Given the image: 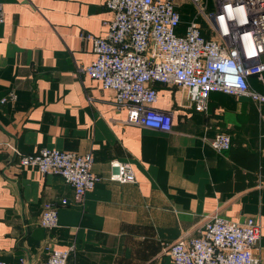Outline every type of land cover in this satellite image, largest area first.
Masks as SVG:
<instances>
[{
    "label": "crops",
    "instance_id": "1",
    "mask_svg": "<svg viewBox=\"0 0 264 264\" xmlns=\"http://www.w3.org/2000/svg\"><path fill=\"white\" fill-rule=\"evenodd\" d=\"M104 1L0 0V100L17 94L0 103V259L34 264L51 244L72 249L70 264H173L169 247L217 213L260 223L254 254L264 264V104L212 92L208 109L197 111L186 90L159 85L156 108L174 112L173 130L127 123L115 92L79 72L95 59L81 34H104L112 17ZM175 2L184 34L196 7ZM250 83L264 93V74ZM218 133L232 137L230 149L214 150ZM45 147L93 155L105 179L84 204L63 177L19 165L20 154ZM112 160L130 162L136 181L108 180ZM46 203L59 206L54 229L38 224Z\"/></svg>",
    "mask_w": 264,
    "mask_h": 264
},
{
    "label": "built area",
    "instance_id": "2",
    "mask_svg": "<svg viewBox=\"0 0 264 264\" xmlns=\"http://www.w3.org/2000/svg\"><path fill=\"white\" fill-rule=\"evenodd\" d=\"M217 35L206 38L201 25L189 22L184 34H178L181 16L175 0H105L112 13L104 22V34L84 32L83 40L92 43L95 59L79 67L115 92L116 103L128 110L127 123L171 132L173 111L156 108L158 83L187 91L197 111L208 109L212 92L245 96L264 104V93L251 87L250 77L263 80L264 74V0H215L216 10L207 11L203 0H191ZM5 22L0 2V25ZM11 91L0 100L16 101ZM217 152L231 148L227 133L210 140ZM19 153V152H18ZM19 165L37 169L42 175L63 177L74 189L75 201L84 204L88 192L105 177L94 172L90 153L43 148L38 153L19 155ZM107 179L135 182L130 162L112 160ZM67 198L61 200L68 204ZM38 224L45 229L59 226L56 203H46ZM261 240V225L254 217L235 222L215 213L190 239L173 243L168 252L173 264H259L254 249ZM47 257L34 264H70L72 249L44 247ZM0 264H30L25 257L17 263L0 259Z\"/></svg>",
    "mask_w": 264,
    "mask_h": 264
},
{
    "label": "rangeland",
    "instance_id": "3",
    "mask_svg": "<svg viewBox=\"0 0 264 264\" xmlns=\"http://www.w3.org/2000/svg\"><path fill=\"white\" fill-rule=\"evenodd\" d=\"M177 1H179L180 2V0H177ZM203 2H204V4L206 5V8H207V11H208V2L206 1V0H203ZM212 2H213V0H212ZM214 2H215V0H214ZM193 6H195L196 7V15H195V18L194 19H192L191 21H193V20H196L197 21V19H198V21H199V23H200V25H201V27H202V29H203V34L204 35H206V36H210V37H213V36H216L217 35V33L214 31H212V29H210V24H209V22L206 20V18L204 17V15H203V13H201V12H199V9L197 8V6L191 1V0H188V4H186V8L188 9V11H189V9L191 8V7H193ZM187 11V12H188ZM202 17H203V19H202ZM190 21V22H191ZM178 33V32H177ZM179 34V33H178Z\"/></svg>",
    "mask_w": 264,
    "mask_h": 264
},
{
    "label": "trees",
    "instance_id": "4",
    "mask_svg": "<svg viewBox=\"0 0 264 264\" xmlns=\"http://www.w3.org/2000/svg\"><path fill=\"white\" fill-rule=\"evenodd\" d=\"M176 8H177V7H176ZM177 10H178L179 13H180V10H179L178 8H177ZM180 16H181V22H182V18H183V17H182V14H181V13H180ZM188 24H189V23H188ZM188 24H187V25H188ZM180 25H181V23H180ZM180 25H179V26H180ZM187 25H186V28H187ZM178 28H179V27H178ZM201 29H202V27H201ZM177 32H178V29H177ZM185 32H186V30H185ZM178 33H179V32H178ZM202 33H203V29H202ZM179 34H180V33H179ZM203 35H204V34H203ZM204 36H205L206 38H210V36H209V37L206 36V35H204ZM159 85H163V84L158 83V85H156L157 89H158V86H159ZM249 99H250V98H249ZM251 100H252V99H251ZM231 139H232V137H231ZM60 205H62V204L60 203ZM58 208H59V206H58ZM58 212H59V209H58Z\"/></svg>",
    "mask_w": 264,
    "mask_h": 264
}]
</instances>
